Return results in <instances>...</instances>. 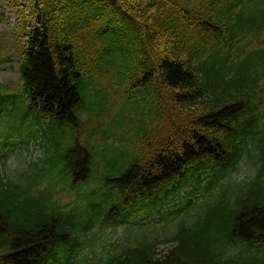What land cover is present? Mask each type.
Returning <instances> with one entry per match:
<instances>
[{
	"label": "trees",
	"instance_id": "1",
	"mask_svg": "<svg viewBox=\"0 0 264 264\" xmlns=\"http://www.w3.org/2000/svg\"><path fill=\"white\" fill-rule=\"evenodd\" d=\"M19 1L12 53L0 52V74L19 62L20 92L0 82V112L19 134L0 130V159L37 139L48 155L17 181L0 169V264H66L73 253L74 264H264V134L235 142L251 121L264 132V0ZM90 8L101 11L67 25ZM93 79L113 97L100 119L85 105ZM207 164L228 179L175 227V247L157 255L153 236L133 249L105 239L123 208L160 207Z\"/></svg>",
	"mask_w": 264,
	"mask_h": 264
},
{
	"label": "rangeland",
	"instance_id": "2",
	"mask_svg": "<svg viewBox=\"0 0 264 264\" xmlns=\"http://www.w3.org/2000/svg\"><path fill=\"white\" fill-rule=\"evenodd\" d=\"M2 3H4V2L1 0L0 5H2ZM100 11L101 10H99L98 8L87 9L85 11V13L79 14V16H80L79 19L83 20L84 22H78L77 20L76 21H68L67 25L75 26V24H77V23H82L84 26L86 23L85 19L87 21L91 18H95ZM24 16H26V14H24ZM1 17H3V19H0V52L1 51H4V52L7 51V52L12 53V47H13V42H14V34L12 32L15 29V26H16L18 19L23 17V14L20 10V4H18V3L9 4L8 3L5 6L4 5L1 6L0 18ZM89 36L90 37L92 36L93 38L96 37L95 30L89 31ZM84 37H85V35H84ZM98 43H100V42H98ZM100 45H101L100 48L105 49L107 47V45H102V43H100ZM10 64H11V66H8V65L5 66V71L2 72V74L0 75V81L2 82V85L7 87L6 93L12 94L14 92L19 91V89H20V87H19L20 84L18 81L19 80L18 70H17L18 64H19L18 59L16 57H14V59L10 62ZM107 87L108 86L103 87V85H101L100 80L97 81V80L93 79L89 83L90 89L87 90L86 94H85L86 109L92 110V112H93L92 115H96L98 117L97 119H100L101 115L99 113H103L102 110L106 109L105 105L112 103V101H113L112 100L113 97H112L110 91L104 90V88H107ZM102 91L105 92L104 95L107 97L102 96ZM100 104H101V107L98 109L97 107ZM123 113H124V111H122V110H119L118 112H116V114L118 116H120ZM81 117L83 119H86L87 114L81 113ZM127 121L128 120H126L125 122H127ZM117 124H118V120L116 118H112L111 122H110V128L112 129V132L115 133L116 135L125 134V129L118 126ZM0 130H1V132L5 133V134H12V135L15 134L14 136H18V134H19V132L15 131V125L6 116L2 118V127ZM16 153L19 154L20 152L15 151L11 156H9L7 159L2 160L0 163V164H2L3 167L6 166L4 171H5L6 175L8 176V179L13 180V181H17V177L23 175L26 172V170L29 168L28 159L26 161L23 156L18 157V155H16ZM95 160H96L97 165H101V167L105 166L104 160H103L101 155H97ZM2 171H3V168H2ZM241 174H242V172H241ZM204 200H206V198H204ZM62 201L65 203L70 202L71 197L70 196H63ZM165 213L166 212L163 213V216L161 217L162 219L153 218V219H150L149 221H145L144 223H142V220H144V216H139L138 217L139 224L141 226H148L149 222H153L156 225L151 227L150 229H155V231H157L158 239L164 240V239L171 236V234L168 233L169 226H170V221H169L170 218L166 219L167 217H165ZM128 223H129L128 226L138 225V223H136V222L131 223V221H128ZM126 227H127V225H123V226L119 227L118 229H116L113 233L123 236L126 232ZM133 230H135V228ZM115 236L118 237L117 235H115ZM118 238H120V237H118ZM128 239L130 241L135 240L136 234L130 235ZM157 249H159V251L164 250L165 249L164 244H162V243L159 244Z\"/></svg>",
	"mask_w": 264,
	"mask_h": 264
}]
</instances>
